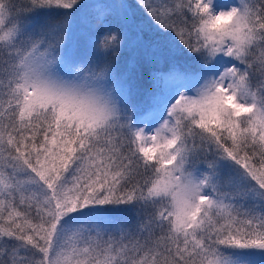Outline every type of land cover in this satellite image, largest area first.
<instances>
[{
	"label": "snow or ice",
	"instance_id": "1",
	"mask_svg": "<svg viewBox=\"0 0 264 264\" xmlns=\"http://www.w3.org/2000/svg\"><path fill=\"white\" fill-rule=\"evenodd\" d=\"M0 264H264V0H0Z\"/></svg>",
	"mask_w": 264,
	"mask_h": 264
}]
</instances>
